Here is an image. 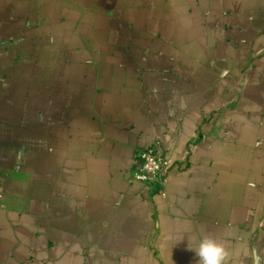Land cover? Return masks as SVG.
<instances>
[{
  "label": "crops",
  "instance_id": "crops-1",
  "mask_svg": "<svg viewBox=\"0 0 264 264\" xmlns=\"http://www.w3.org/2000/svg\"><path fill=\"white\" fill-rule=\"evenodd\" d=\"M205 234L264 264V0H0V264H197Z\"/></svg>",
  "mask_w": 264,
  "mask_h": 264
},
{
  "label": "built area",
  "instance_id": "built-area-1",
  "mask_svg": "<svg viewBox=\"0 0 264 264\" xmlns=\"http://www.w3.org/2000/svg\"><path fill=\"white\" fill-rule=\"evenodd\" d=\"M135 162L133 178L158 188L160 194L166 196V184L173 165L172 158L163 154L157 146H147L137 152Z\"/></svg>",
  "mask_w": 264,
  "mask_h": 264
},
{
  "label": "clouds",
  "instance_id": "clouds-1",
  "mask_svg": "<svg viewBox=\"0 0 264 264\" xmlns=\"http://www.w3.org/2000/svg\"><path fill=\"white\" fill-rule=\"evenodd\" d=\"M181 239L177 240L176 243ZM192 239L196 240L197 238L193 237ZM187 250L195 253L198 258L197 264H225L227 257L224 245L210 234L199 237L195 247L188 242Z\"/></svg>",
  "mask_w": 264,
  "mask_h": 264
}]
</instances>
